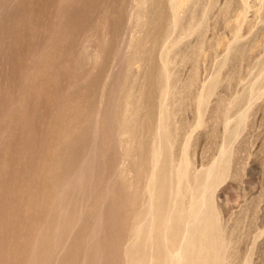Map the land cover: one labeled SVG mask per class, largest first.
<instances>
[{"label": "rangeland", "instance_id": "374dc122", "mask_svg": "<svg viewBox=\"0 0 264 264\" xmlns=\"http://www.w3.org/2000/svg\"><path fill=\"white\" fill-rule=\"evenodd\" d=\"M165 83L209 264H264V0H0V264H130Z\"/></svg>", "mask_w": 264, "mask_h": 264}, {"label": "bare ground", "instance_id": "6f19581e", "mask_svg": "<svg viewBox=\"0 0 264 264\" xmlns=\"http://www.w3.org/2000/svg\"><path fill=\"white\" fill-rule=\"evenodd\" d=\"M143 17V12H136L137 20ZM167 93V83H165L162 104L151 139L149 168L143 180V199L130 235L129 262L130 264H209V251L212 246L207 242L208 234H205L209 223H204L206 214L204 213L203 216L201 210L202 193L200 195L197 187L194 189L182 187L181 170L177 171L174 168L175 164L173 166L170 163L166 152ZM127 131L125 129L121 133L125 134ZM125 163L126 161L123 162ZM187 193L190 200L185 204L182 202V196ZM205 211L207 213V206ZM185 213L189 219H186L183 225L182 217Z\"/></svg>", "mask_w": 264, "mask_h": 264}]
</instances>
